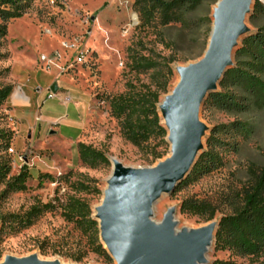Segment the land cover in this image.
Segmentation results:
<instances>
[{"label": "rangeland", "instance_id": "374dc122", "mask_svg": "<svg viewBox=\"0 0 264 264\" xmlns=\"http://www.w3.org/2000/svg\"><path fill=\"white\" fill-rule=\"evenodd\" d=\"M219 1L205 2L190 15L196 22L201 19L200 25L184 29L177 25L164 35L158 21L136 27L135 0H56L53 4L36 0L22 17L7 23V33L0 37V89L11 87L12 91L0 103V163L7 164L10 172L0 181V264L9 257L33 255L60 264H119L101 233L108 257L99 254L89 237L66 219L65 206L72 197H82L99 221L97 207L104 199L113 158L126 167L148 168L172 156L167 129L165 137L142 146L127 141L122 120L112 114L109 99L126 92L129 82L152 83V70L138 73L132 69L135 54L154 55L160 62L164 57L176 59L171 64L168 92L160 103L172 95L182 84V71L204 58ZM253 14L254 6L246 17L248 31L242 34L239 47L248 34L264 25V16L253 18ZM81 53L83 60H79ZM50 94L54 96L50 98ZM160 103L158 111L165 127ZM199 120L204 126L200 156L209 150L208 141L215 135L223 141L216 146L222 163L206 174L191 172L155 204L151 219L161 222L172 211L179 230L219 222L231 212L228 195L247 183L249 167L264 166V110L235 115L207 98ZM237 120L248 132L233 128ZM81 143L105 153L109 162L84 163L79 154ZM24 166L30 172L27 188L10 191L7 179ZM79 181L92 191H76L74 183ZM192 198L210 203L215 217L206 221L182 212L181 204ZM34 207L40 208L38 214H31ZM227 258L213 243L204 264Z\"/></svg>", "mask_w": 264, "mask_h": 264}, {"label": "trees", "instance_id": "16d2710c", "mask_svg": "<svg viewBox=\"0 0 264 264\" xmlns=\"http://www.w3.org/2000/svg\"><path fill=\"white\" fill-rule=\"evenodd\" d=\"M36 0H0V37L7 33V23L11 19L22 17ZM217 0H135L137 11L136 27L152 24L161 26L160 34L180 26V28L200 25V20L190 19L191 14L205 2ZM264 16V3L256 1L253 18ZM202 22V21H201ZM174 57H164L158 61L154 55L133 56L132 69L136 72L152 70L151 84L128 83L126 92L110 97L112 114L122 120V135L135 146H142L151 139L165 137L167 130L161 122L158 111L163 94L168 92L169 78L173 74L171 64ZM236 65L230 68L220 83L221 91L212 93L208 100L217 108L235 115H248L252 111L264 110V25L248 34L235 53ZM12 88L0 89V103L11 93ZM233 128L239 132L246 131L244 124L237 120ZM229 132V131H227ZM219 140V142H218ZM223 141L212 136L209 150L197 161L192 173L206 174L219 164L222 158L216 146ZM80 158L84 163L96 166L108 163L105 153L84 143L79 144ZM10 172L7 164L0 163V181L6 180ZM249 179L239 191H233L227 200L231 212L219 220L215 239V250L228 254L227 259H216L210 264H239L238 260L248 264H264V166L248 169ZM30 172L24 166L22 171L7 179L10 191H23L27 188ZM78 192H90L91 187L83 181L74 183ZM97 192H101L99 189ZM182 212L199 216L206 221L215 217L214 207L197 199H187L180 207ZM40 208L34 207L31 214H38ZM64 216L74 222L95 245V250L108 257V251L100 242L98 221L92 217V207L82 197H72L64 209Z\"/></svg>", "mask_w": 264, "mask_h": 264}, {"label": "water", "instance_id": "95a60500", "mask_svg": "<svg viewBox=\"0 0 264 264\" xmlns=\"http://www.w3.org/2000/svg\"><path fill=\"white\" fill-rule=\"evenodd\" d=\"M255 0H220L204 58L183 72L180 87L160 103L172 156L156 167L132 168L121 162L109 177L104 201L97 207L102 241L119 264H204L219 222L197 230H179L172 211L163 221L151 219L163 194L172 193L194 169L203 150L200 110L235 65L246 17ZM57 87H53L56 91ZM162 104V105H161ZM2 264H60L7 258Z\"/></svg>", "mask_w": 264, "mask_h": 264}, {"label": "bare ground", "instance_id": "6f19581e", "mask_svg": "<svg viewBox=\"0 0 264 264\" xmlns=\"http://www.w3.org/2000/svg\"><path fill=\"white\" fill-rule=\"evenodd\" d=\"M218 8V3H217V7H216V9ZM162 105V104H161ZM161 110V113H162V109H160ZM112 162H113V170H112V174L115 172V170L117 169V167H118V165H119V163H120V160L119 159H117V158H113L112 159ZM154 167H156V166H154ZM112 174H111V176H112ZM103 201H104V199H103ZM102 201V202H103ZM102 205V203L99 205V206H101ZM36 256V258H37V260L38 261H44V262H49L48 260H44V259H42L41 257H39V256H37V255H35ZM61 264H65V263H61Z\"/></svg>", "mask_w": 264, "mask_h": 264}, {"label": "built area", "instance_id": "2783aa9c", "mask_svg": "<svg viewBox=\"0 0 264 264\" xmlns=\"http://www.w3.org/2000/svg\"><path fill=\"white\" fill-rule=\"evenodd\" d=\"M48 1L53 4V3H55L56 0H48ZM134 16H135L134 19H136V21H137V19H138L137 15L135 14ZM132 24H134V23H132ZM84 57H85L84 53H81L79 60H83ZM53 96H54V94L49 95L50 98H52Z\"/></svg>", "mask_w": 264, "mask_h": 264}]
</instances>
